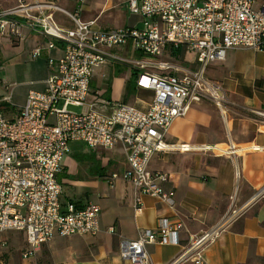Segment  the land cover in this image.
Instances as JSON below:
<instances>
[{"label":"built area","instance_id":"2783aa9c","mask_svg":"<svg viewBox=\"0 0 264 264\" xmlns=\"http://www.w3.org/2000/svg\"><path fill=\"white\" fill-rule=\"evenodd\" d=\"M16 2L13 8L0 10V36L22 40L20 30L27 29L48 39V49L54 48V42L64 47L61 59L48 60L44 92H30L15 119L8 120L1 112L10 97H0V235L23 233L27 248L21 259L29 261L55 236L94 237L100 231L97 205L62 206L60 202L62 187L57 178L72 143L89 149H123L127 169L121 175L113 174L111 182L123 180L133 186L135 214L143 211L141 196L173 207V193L161 187L168 176L151 172L150 163L157 155L196 150L187 144H168L169 130L176 119L185 117L193 104L204 99L219 109L224 107V97L219 88L207 82L205 71L209 65L222 62L228 50L259 51L264 47V6L254 10L257 0H128L129 13L144 20L142 29L101 31L95 29L94 22L84 24L74 16H70L74 29L64 30L53 17L59 11L57 7L37 0L31 4ZM129 45L138 54L135 60L112 54V50ZM168 46L193 53L198 71L181 70L161 61ZM40 56V49L31 52L33 59ZM115 63L133 68L137 89L153 93L146 110L99 101L101 92L95 94L93 104H86L94 70ZM70 107L84 111L72 113ZM246 113L264 125V109ZM50 118H54L53 123ZM239 151L230 144L222 155L236 156ZM262 197L264 188L252 201ZM241 212L232 201L227 214L212 228L191 238L171 264L188 260L206 264L204 252L240 218ZM181 228V224L164 221L154 231L139 232L136 241L121 242L120 258L129 264H151L146 247L176 244ZM4 247L6 243L0 239V248Z\"/></svg>","mask_w":264,"mask_h":264},{"label":"crops","instance_id":"0c3cea01","mask_svg":"<svg viewBox=\"0 0 264 264\" xmlns=\"http://www.w3.org/2000/svg\"><path fill=\"white\" fill-rule=\"evenodd\" d=\"M24 1L28 4L34 2ZM127 1L37 0L39 4H50L59 9L53 17L64 30L75 27L70 16L84 24L94 22L95 29L101 31L140 30L144 20L129 13ZM16 4V0H0V10L13 8ZM262 6L264 0H257L253 9L258 10ZM20 33L22 40L0 36V58L4 57L2 47L11 58H32L31 52L40 49L41 56L36 59L44 58V72L40 80L29 83L35 88L29 93H42L49 75L48 60L57 61L63 57V44L54 42V48L48 49V39L27 29H21ZM112 54L138 58L130 45L116 48ZM160 60L185 71L199 69L196 57L185 48L175 50L168 46ZM124 67L125 72L128 69L129 72L123 77H111V81L95 94H103L99 101L146 110L153 93L137 89L136 71ZM100 68L95 69L93 75ZM205 78L211 86L219 88L224 97V107L219 109L207 99L193 104L185 117L173 122L166 141L168 144H187L196 150L157 155L149 167L151 172L168 176V182L161 187L165 192L173 193V207L156 198L141 196L143 211L135 214L133 186L123 180L111 182L113 174L121 175L127 169L123 149L116 146L112 150H78L69 153L62 163L57 178L62 187L60 202L62 206L68 203L79 207L88 203L97 205L100 208L99 233L94 237L55 236L39 248L35 258L24 261L21 253L27 248L25 235L7 232L0 235L6 243V247L0 248L2 263L129 264L120 258L121 242L136 241L139 232L154 231L168 221L172 225H182L177 243L149 245L146 251L151 264H171L185 250L191 238L209 230L227 214L233 201L234 208L242 210L241 216L204 252L205 262L264 264V197L252 201L255 194L264 188V125L246 113V110L264 109V47L259 51L244 48L228 50L222 62L207 67ZM93 82L92 76L90 91ZM5 91L9 96L0 97H10V103L3 104L1 112L6 119L13 120L25 105L29 93L14 106L12 90L5 87ZM95 94L87 105L94 103ZM50 122L53 123L54 118H50ZM230 144L238 148L239 153L236 156L222 155ZM204 148H208L207 151H203ZM110 228L113 233L108 232ZM181 264L192 263L188 260Z\"/></svg>","mask_w":264,"mask_h":264},{"label":"rangeland","instance_id":"374dc122","mask_svg":"<svg viewBox=\"0 0 264 264\" xmlns=\"http://www.w3.org/2000/svg\"><path fill=\"white\" fill-rule=\"evenodd\" d=\"M3 58H0V96H9L5 91V87L13 92L12 105L20 104L29 91L34 90V86L29 83H34L42 78L44 72V58H11L9 53L4 52L2 47ZM194 55V54H193ZM195 56V55H194ZM127 61H133L135 58H124ZM125 65L114 64L110 67H101L95 71L93 75V84L91 86V95L87 98L86 103H90L92 97L97 90L102 89L105 83L111 81L113 76L123 77L125 72ZM129 67V66H128ZM119 76V77H120ZM84 108L70 107L69 111L72 113H81ZM87 146L81 143H72L69 145L70 153L78 150H87ZM67 195L66 189L64 190Z\"/></svg>","mask_w":264,"mask_h":264},{"label":"trees","instance_id":"16d2710c","mask_svg":"<svg viewBox=\"0 0 264 264\" xmlns=\"http://www.w3.org/2000/svg\"><path fill=\"white\" fill-rule=\"evenodd\" d=\"M177 54H178V52L177 53H174L173 55L176 56Z\"/></svg>","mask_w":264,"mask_h":264}]
</instances>
